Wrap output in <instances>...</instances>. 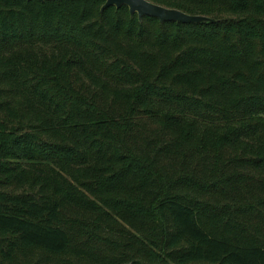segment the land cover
<instances>
[{"label":"trees","instance_id":"obj_1","mask_svg":"<svg viewBox=\"0 0 264 264\" xmlns=\"http://www.w3.org/2000/svg\"><path fill=\"white\" fill-rule=\"evenodd\" d=\"M0 0V264H264V0Z\"/></svg>","mask_w":264,"mask_h":264},{"label":"water","instance_id":"obj_2","mask_svg":"<svg viewBox=\"0 0 264 264\" xmlns=\"http://www.w3.org/2000/svg\"><path fill=\"white\" fill-rule=\"evenodd\" d=\"M123 5L129 7L131 14L137 13L140 19H143L145 16H151L158 18L161 22L177 21L183 23H195L210 19L207 16L192 15L179 9L155 4L149 0H106L103 8L108 6H116L117 8H120Z\"/></svg>","mask_w":264,"mask_h":264}]
</instances>
